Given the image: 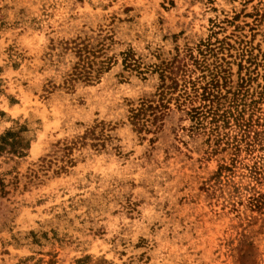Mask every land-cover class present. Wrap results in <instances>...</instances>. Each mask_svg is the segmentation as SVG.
Segmentation results:
<instances>
[{"label":"rangeland","instance_id":"374dc122","mask_svg":"<svg viewBox=\"0 0 264 264\" xmlns=\"http://www.w3.org/2000/svg\"><path fill=\"white\" fill-rule=\"evenodd\" d=\"M73 39L113 61L66 89ZM160 62L260 91L264 0H0V264H264V161L257 179L173 103L130 123Z\"/></svg>","mask_w":264,"mask_h":264},{"label":"trees","instance_id":"16d2710c","mask_svg":"<svg viewBox=\"0 0 264 264\" xmlns=\"http://www.w3.org/2000/svg\"><path fill=\"white\" fill-rule=\"evenodd\" d=\"M65 43V52L69 51L72 58L65 72L63 88L73 89L78 82L99 80L101 73L112 65V58L99 59L103 47L77 39ZM133 54L132 49L122 52L124 68L140 67ZM146 71L156 73L159 82L153 98H142L137 106L132 104L130 107L128 119L134 129H147L152 115L155 120L168 116L173 103L190 119L189 127L183 130H188L192 136L213 139L216 145L213 151L232 162L245 154L253 160L254 165L249 168L259 179L258 169L264 161V85L260 91L251 92L250 74L241 78L236 89H228L225 88L227 77L221 71L195 77L196 70L187 64L175 65V62H160L153 68L147 67ZM101 124L92 127L88 134L95 135V127Z\"/></svg>","mask_w":264,"mask_h":264}]
</instances>
